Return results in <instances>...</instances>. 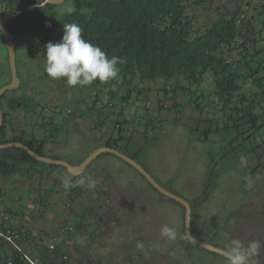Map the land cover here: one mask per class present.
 <instances>
[{
    "label": "trees",
    "instance_id": "obj_1",
    "mask_svg": "<svg viewBox=\"0 0 264 264\" xmlns=\"http://www.w3.org/2000/svg\"><path fill=\"white\" fill-rule=\"evenodd\" d=\"M211 1L209 0V3ZM252 2L254 13L249 19L245 17L241 19L245 12L238 9L234 13L220 11L215 19L206 22H198L195 11L197 7L208 3L207 0H71V7L76 9L72 15H67L66 9H58L59 6L56 4H46L44 8L36 6L30 10L26 9L31 4H37V0H0V7L3 9L1 12L3 14L25 9L18 16L10 19L6 25L8 31L15 36L16 63L18 53L22 54L23 50L29 47L30 41L35 43L32 49L44 56V45L49 41L61 40L65 23L78 24L83 29L82 35L86 40L99 46L109 57L119 58L116 66L119 69L118 75L122 76V83L119 85L122 92L117 97L115 90L101 89L103 82L99 80L82 88L89 94L90 91L93 92L92 95L95 97L93 104L86 108L87 113L99 109L92 130L96 132L99 125L107 127L108 136L98 140V147L107 145L117 148L139 162L138 154L129 152L131 136H127L126 132L131 121L125 111L127 104H130L133 98L139 102L137 106L142 109L143 115L140 116L142 120L138 125H143V133L148 131L150 125L161 121L151 114L148 105V92L151 90L141 86L144 81L155 82L161 78L165 80L160 90L165 97L170 96L173 99L170 106L175 110L176 118L183 113V104L176 99L178 91L185 95L186 101L194 110L204 112L205 107L210 104L216 109L217 115L214 112L211 118L205 115L199 119L210 123L208 128L203 127L205 140H209L213 134L222 139L218 147L220 153L215 157L216 159L210 160L205 169L202 193L187 200L193 211L192 233L197 237L200 234L204 238H198L208 243L224 249L226 247L232 249L236 244L230 234H227L229 235L227 237L231 243L225 245L223 242L226 232L225 221L221 220L220 225L216 224L214 229L206 230L201 234L197 232L199 226L197 213L201 207L204 208V201L208 197L211 198L218 185L225 178L232 177V173L222 170L224 166H233L237 163L246 165L243 169L244 179L254 175L260 166L264 167L262 160L264 153L258 151L261 149V152H264V0H260L255 5L254 0H249L247 5H252ZM0 43L4 46L2 50L5 57L0 69L1 87L9 83L12 78L3 32L0 33ZM207 77H209V86L202 87V82ZM20 78V86L5 93L0 100L4 113V122L0 126V143L22 141L36 152L43 154L44 145L49 141H55L65 131L67 117L60 116L62 113L56 111L53 116H43L36 121L30 133L18 132L16 111L21 106L31 116V112L36 113L34 109L38 105L37 101H32L29 92L21 88L25 84L24 89H30L27 87L28 78L21 76ZM169 80L175 81L169 84ZM207 93L212 94L213 99H210ZM103 95L107 97V101L105 100L102 107L98 108L100 96ZM114 98L120 101V107L117 110L113 108L109 112L104 111L103 108L115 105L112 102ZM109 124L112 126L109 127ZM36 126L42 132L40 138L34 130ZM199 127H188L191 137ZM248 157L255 158L257 167L247 165ZM84 158L85 156L76 163L65 160L79 164ZM140 164L147 169L144 164ZM135 170L161 198L173 201L183 211L185 210L182 204L160 193L137 169ZM18 173H26L28 176L26 180L29 182H32L34 177L42 180L54 179V183L60 182L68 189L71 201L79 197L83 191L82 187L77 185V181L83 175L73 176L65 166L39 161L20 147L0 148V178L11 177ZM66 182L71 186L66 187ZM237 186L236 193L241 191L244 196L248 194L242 182L237 184L234 190ZM51 191L39 194L38 203L41 206L48 207L47 197ZM230 193L225 192V196ZM234 212L235 210L232 209L227 211L224 219H231ZM15 214L23 217L24 211L14 212L9 207L5 208L0 214V229L6 232L9 228L17 232L20 235L18 241L26 244L22 251H18L9 246L5 237L1 235L0 247L3 251L0 260L3 264H9L10 261L11 264H25V254L35 258L32 248L26 246L27 244L41 251L37 257L40 264H48L47 260L51 264H56L57 259L54 256L58 254L62 255L61 260L67 261L66 252L61 245L55 247L53 251L49 250L48 247L43 246V237L40 234H35L30 228L13 224L12 215ZM7 215L9 218L6 219ZM81 220L74 225L77 231H82L88 225ZM181 237L182 247L188 249L191 245L206 250L188 240L184 232V224ZM229 249L226 250L231 251ZM208 252L223 256L212 251Z\"/></svg>",
    "mask_w": 264,
    "mask_h": 264
},
{
    "label": "rangeland",
    "instance_id": "obj_2",
    "mask_svg": "<svg viewBox=\"0 0 264 264\" xmlns=\"http://www.w3.org/2000/svg\"><path fill=\"white\" fill-rule=\"evenodd\" d=\"M207 1L204 6L196 8L198 22L215 19L220 11L234 13L241 9L245 12L241 19H249L254 13L253 2L247 5L249 0ZM258 2L260 0H254V5ZM58 6L60 10L67 9L71 7V0H65ZM30 44L22 54L18 53L17 68L21 77L28 78L27 87L32 88L24 89L23 84L22 90H27L32 101L41 105L36 108L39 117H31L20 106L16 111V128L18 132L33 131V124L45 113L42 111L44 105L49 107L48 114L54 109L62 110V115L67 117L66 129L55 141L47 142L42 153L76 163L98 147L100 138L108 136L107 127L99 125L96 132L91 130L94 113H87L86 107L93 104V92L89 94L86 89H82L83 86H69L63 79L49 78L44 66L39 65L42 58L32 51ZM2 49L4 46L1 44L0 52ZM31 54L35 55L32 57ZM2 59L0 54V69L4 63ZM121 77L118 75L107 83L103 82L101 89H113L117 97L122 92L119 88ZM174 81L169 80V84ZM164 83L163 78L141 83V86L151 90L148 92L151 114L161 120L150 125L146 133H143V125H138L143 115L142 109L137 106L139 102L133 98L127 104L125 111L131 121L126 132L127 136H131L129 152L138 154L137 160L147 167L160 184L191 200L202 193L205 169L210 160L216 159L220 153L218 147L222 142L214 134L209 140L204 139L203 127L208 128L210 123L199 118L205 115L211 118L214 112L217 115V111L211 104L205 107L204 112L194 110L185 95L178 91L176 99L182 102L183 113L176 118L175 110L170 106L173 99L165 97L160 90ZM207 86L209 77L202 82V87ZM208 97L213 99L210 93ZM106 98L105 95L100 96L98 108L107 101ZM112 102L115 104L113 107L103 110H117L121 105L117 98ZM189 126H200L193 137L189 133ZM34 128L40 138L41 130L38 126ZM258 151L264 153L261 149ZM246 162L248 166L257 167L255 158L248 157ZM244 167L246 165L237 163L222 168L233 175L230 179L225 178L211 198L204 201V208L201 207L197 213V232L204 234L224 220L225 245L231 243L227 237L230 234L233 242H239L240 248L248 254L249 264H264V167L260 166L248 179L243 178ZM27 177L26 173H18L0 178V214L7 207L14 212L24 211L23 217L20 214L12 215L13 224L40 234L43 246L49 250L53 251L61 245L67 261L61 260L62 255L58 254L54 256L56 264H229L224 256L190 244L188 249L182 247L183 209L175 202L161 198L133 167L109 152L98 155L77 181L83 191L73 201L68 196V189L60 182L54 183V179L42 180L39 177L29 182ZM80 180L84 183L80 184ZM241 182L248 192L245 196L241 191L236 193L238 186L234 190ZM38 187L47 190L52 188L47 197V208L38 203V195L43 193ZM36 188L38 190L35 192ZM225 192L231 193L225 196ZM231 209L235 210L233 217L224 219ZM78 220L88 223L82 231L74 228ZM198 237L202 236L199 234ZM208 241L215 242L212 239ZM26 246L32 248L35 258L39 257L40 250L37 251L32 245ZM47 262L51 264L49 260Z\"/></svg>",
    "mask_w": 264,
    "mask_h": 264
},
{
    "label": "clouds",
    "instance_id": "obj_3",
    "mask_svg": "<svg viewBox=\"0 0 264 264\" xmlns=\"http://www.w3.org/2000/svg\"><path fill=\"white\" fill-rule=\"evenodd\" d=\"M37 7L45 4L37 0ZM76 9L68 7L67 15H72ZM3 29L0 28V33ZM83 29L76 23L63 24V35L59 42L49 41L44 45L45 71L53 80L63 79L69 86H86L96 80L107 83L118 76V57H109L99 46L86 40ZM80 184L84 181L80 180ZM66 187L71 184L66 182ZM168 231V229H165ZM227 254L229 264H249V256L243 251L239 242ZM258 247V245H256Z\"/></svg>",
    "mask_w": 264,
    "mask_h": 264
},
{
    "label": "water",
    "instance_id": "obj_4",
    "mask_svg": "<svg viewBox=\"0 0 264 264\" xmlns=\"http://www.w3.org/2000/svg\"><path fill=\"white\" fill-rule=\"evenodd\" d=\"M64 1L65 0H43L42 3H44L45 5L46 4L59 5V4L63 3ZM35 7H36V4H31V5L27 6L26 9L30 10V9H33ZM24 10L25 9H20L16 12L7 13V14L0 13V28L3 29V38H4V41H5L7 50H8L9 65H10L11 77H12L9 83L0 87V100H1V97L5 93L18 88L21 84V78L19 76L17 64H16V45H15V41H14L15 36L13 33L8 31L6 25L10 19L18 16ZM3 122H4V113H3V110H2L1 104H0V126L3 124ZM4 147H20V148L24 149L28 154H30L31 156H33L34 158H36L39 161L65 166L67 168V171L73 176L81 175L85 171L87 166L101 153H104V152L113 153L116 156L123 159L124 161H126L127 163H129L130 165H132L135 169H137L160 193H162L165 196L179 202L180 204H182L185 207L184 220H183L184 221V232H185L186 237L188 238V240L192 244H194L200 248H204L208 251H212V252H215L217 254L223 255V256L228 258L227 254L230 251H228L222 247L208 243V242L198 238L197 236H195L192 233L191 221H192V212L193 211H192V206L187 199H185L184 197H182V196L174 193L173 191L165 188L164 186H162L153 177V175L150 174V172L145 167H143L134 158L128 156L127 154L123 153L122 151L118 150L117 148L107 146V145L100 146V147L96 148L95 150H93L91 153H89V155H87L79 164H72L65 159L55 158V157H50V156L40 154V153L36 152L35 150H33L29 145H27L26 143H24L22 141H10V142H5V143H0V148H4Z\"/></svg>",
    "mask_w": 264,
    "mask_h": 264
},
{
    "label": "flooded vegetation",
    "instance_id": "obj_5",
    "mask_svg": "<svg viewBox=\"0 0 264 264\" xmlns=\"http://www.w3.org/2000/svg\"><path fill=\"white\" fill-rule=\"evenodd\" d=\"M2 10H3V9H2ZM1 12H2V11H1ZM14 41H15V38H14ZM29 43H31V44H30V45H31V48H32V47H35V43H34V41H30ZM32 51H33V49H32ZM34 52H35V54H38V55L42 58V59L40 58V59H41V62L39 61V65H40V66H44V69H45V60H44V59H45V55H44V56H41V55H40L37 51H35V50H34ZM28 53H29V52H28ZM35 54H34V55H35ZM31 55H32V57L34 56L33 54H31ZM16 64H17V63H16ZM83 88H84V87H83ZM39 105H41V104L38 102L37 107H38ZM47 108H49V107H47ZM47 108H46L45 105L42 106V111H43V112L45 111V113L43 114V116L51 117V116L54 115V113H55L56 111H59V112L62 113V110L60 111V110H55V109H54V110H52L51 114H48L49 112H48V109H47ZM86 108H87V107H86ZM34 111H35L36 113H35V114H32V112H31V117H34V116L39 117V112L37 111L36 108L34 109ZM89 112H91V114L94 113V114L92 115V116H94V119H93V121H94L95 118H96L97 110H96V111L93 110V111H89ZM95 112H96V113H95ZM43 116H41L40 118H42ZM60 116H65V115H60ZM77 119H78V118H77ZM91 130H92V126H91ZM93 132H94V131H93ZM98 144H99V141H98ZM99 147H100V146H99ZM97 148H98V147H97ZM101 154H102V153H101ZM101 154H100V155H101ZM85 157H86V156H85ZM95 159H96V158H95ZM95 159H94V160H95ZM94 160H93V161H94ZM93 161H92V162H93ZM92 162H91V163H92ZM91 163H90V164H91ZM90 164H89V165H90ZM89 165L87 166V168L85 169L84 172H86V171L88 170ZM84 172H83V173H84ZM83 173H82L81 175H83ZM79 176H80V175H79ZM62 186H63V185H62ZM38 189L44 193L45 191H49V190H51L52 188H51V189L48 188V190H47V188H45V187H42V188H41V187H38ZM38 189L36 188L35 192H36ZM40 194H41V193H40ZM38 197H39V195H38ZM176 244H179V243H175V245H176Z\"/></svg>",
    "mask_w": 264,
    "mask_h": 264
},
{
    "label": "built area",
    "instance_id": "obj_6",
    "mask_svg": "<svg viewBox=\"0 0 264 264\" xmlns=\"http://www.w3.org/2000/svg\"><path fill=\"white\" fill-rule=\"evenodd\" d=\"M5 218H9V216H5ZM4 236L6 241L9 243V246L15 248L18 251H22L24 249L23 244L18 240L20 239V235L17 232L12 231L11 229H7L6 232L0 229V236ZM25 264H39L30 254L24 255ZM11 264V261L9 262Z\"/></svg>",
    "mask_w": 264,
    "mask_h": 264
},
{
    "label": "crops",
    "instance_id": "obj_7",
    "mask_svg": "<svg viewBox=\"0 0 264 264\" xmlns=\"http://www.w3.org/2000/svg\"><path fill=\"white\" fill-rule=\"evenodd\" d=\"M0 45H1V43H0ZM0 54L2 55L3 59L5 60L3 50H1ZM3 59H2V61H4ZM4 62H5V61H4ZM14 221H15V220H14ZM35 234H36V233H35ZM2 251H3V248L0 247V258H1ZM36 261L40 264V261H39L38 258L36 259ZM0 264H3V263L1 262V260H0Z\"/></svg>",
    "mask_w": 264,
    "mask_h": 264
}]
</instances>
